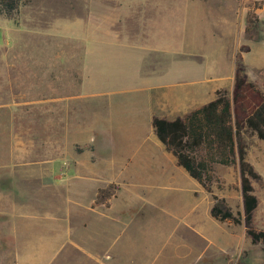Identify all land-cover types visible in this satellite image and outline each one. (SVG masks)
<instances>
[{
  "label": "crops",
  "instance_id": "obj_1",
  "mask_svg": "<svg viewBox=\"0 0 264 264\" xmlns=\"http://www.w3.org/2000/svg\"><path fill=\"white\" fill-rule=\"evenodd\" d=\"M130 1L104 0L106 15L101 16L96 14L101 0L91 2L89 33L74 35L82 51L80 93L72 98L88 107L48 166L59 162L60 169L71 171L57 185L64 193L70 181L89 183L82 188L75 184L74 194H65L76 221L69 220L68 208L67 227L65 217H51L57 230L50 238L37 237L42 231L35 232V223L14 207L11 232H23L24 240L9 244L13 257L1 259L2 264H165L171 258L196 264L209 257L210 247L219 246L208 230L209 203L203 206L194 197V179L159 142L152 120L181 119L212 100L216 90L232 89L245 18L235 13L236 0ZM120 10L129 17L119 15ZM258 11L264 21V6ZM163 22L174 37L164 47L153 38ZM227 55L233 58L231 65L225 64ZM72 143L81 150H73ZM109 185L114 194L95 204L98 190ZM88 186L92 192L85 200ZM129 211L134 218L126 220ZM162 216L179 219L182 226L179 238L165 247V261L163 251L156 250V234L140 246L127 235L130 221ZM63 229L74 235L72 242L54 235ZM150 229L159 232V227Z\"/></svg>",
  "mask_w": 264,
  "mask_h": 264
},
{
  "label": "rangeland",
  "instance_id": "obj_2",
  "mask_svg": "<svg viewBox=\"0 0 264 264\" xmlns=\"http://www.w3.org/2000/svg\"><path fill=\"white\" fill-rule=\"evenodd\" d=\"M93 1L24 0L17 2L9 16L0 1V260L13 257L14 251L9 246L11 242L24 240L23 232L16 235L11 232L10 214L14 207L21 211L22 218H30L28 223H35L31 226L35 232L42 231L41 234L35 233L37 237L50 238L57 230L54 227L56 224L50 221L51 217H65L62 221L68 226L67 209L71 208L72 202L66 201L65 194H74L72 190L76 189V185L82 188L89 184L84 182L86 185L82 186V182L76 180L75 185L70 181L64 193L63 188L57 185L62 178L71 177V171L60 169L59 162H55L52 168L48 165L59 156L57 148L66 145L65 138L71 128L79 125L87 112L86 104L74 102L72 98L80 93L78 83L82 51V43L76 41L74 35L89 33ZM104 3V0L99 3L101 10L96 13L98 16L106 15L103 12ZM256 4L262 7L264 0H236L234 11L237 15L245 18L251 12L257 20L249 34L240 33L241 41L235 55L248 53L241 61L243 72L247 80L264 95V21L258 19L260 12L255 8ZM119 8H123V5ZM121 11H118L119 15L122 13L123 17H129L128 12ZM207 13L210 16L211 10ZM261 13L264 18V11ZM163 25L165 27H159L153 38L157 45L164 47L172 43L174 37H170L167 23L163 22ZM225 61L226 65H231L233 58L227 55ZM220 90L228 96L231 92ZM242 140L246 160L260 176L258 182H252L257 198L252 226L264 232V140L248 130L242 131ZM70 145L77 152L82 148L77 143ZM213 176L211 194L194 180V197L200 203L208 202L210 207L211 195H215L223 199L233 213L241 212L237 166L215 164ZM84 190V199L88 200L92 190L89 186ZM143 204L132 203L136 207ZM69 211V220L74 224L76 218L73 210ZM133 214V211H129L124 218L133 219ZM169 220L162 216L143 218L141 222L130 221L127 235L140 246L149 243L156 234V250L163 251L161 257L164 260L165 247L169 248L167 244H173L179 238L182 229L179 219ZM151 227H159V232L151 234ZM208 230L212 241H217L219 246L210 247L209 257L196 264H264V243H252L242 225L221 223L210 218ZM54 235L61 238L63 235L68 243L74 238L65 229ZM66 250L61 251L60 259ZM177 260L171 258L165 264H178Z\"/></svg>",
  "mask_w": 264,
  "mask_h": 264
},
{
  "label": "trees",
  "instance_id": "obj_3",
  "mask_svg": "<svg viewBox=\"0 0 264 264\" xmlns=\"http://www.w3.org/2000/svg\"><path fill=\"white\" fill-rule=\"evenodd\" d=\"M6 15L24 0H0ZM256 9L261 5L256 4ZM257 20L254 13L245 17L244 33L249 34ZM242 57L235 55L233 85L229 96L216 90L215 97L194 109L183 118L173 121L153 118L152 126L159 142L175 157L178 166L194 179L207 193L214 180L213 165L237 166L239 170L242 210L233 213L223 199L211 195L209 215L218 222L242 225L252 243H264V232L252 226L257 198L252 182L260 180L259 174L246 160L242 131L248 130L264 140V95L247 80L241 65ZM114 185L99 189L95 204L105 203L114 194Z\"/></svg>",
  "mask_w": 264,
  "mask_h": 264
},
{
  "label": "built area",
  "instance_id": "obj_4",
  "mask_svg": "<svg viewBox=\"0 0 264 264\" xmlns=\"http://www.w3.org/2000/svg\"><path fill=\"white\" fill-rule=\"evenodd\" d=\"M259 1V0H258Z\"/></svg>",
  "mask_w": 264,
  "mask_h": 264
}]
</instances>
